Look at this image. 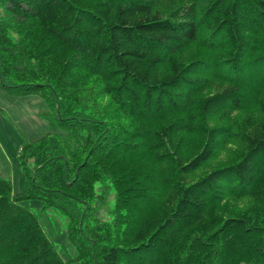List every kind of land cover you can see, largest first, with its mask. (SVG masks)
<instances>
[{
  "label": "trees",
  "instance_id": "obj_1",
  "mask_svg": "<svg viewBox=\"0 0 264 264\" xmlns=\"http://www.w3.org/2000/svg\"><path fill=\"white\" fill-rule=\"evenodd\" d=\"M0 87L60 128L0 176V264L67 263L31 198L83 264H264V0H0Z\"/></svg>",
  "mask_w": 264,
  "mask_h": 264
},
{
  "label": "rangeland",
  "instance_id": "obj_2",
  "mask_svg": "<svg viewBox=\"0 0 264 264\" xmlns=\"http://www.w3.org/2000/svg\"><path fill=\"white\" fill-rule=\"evenodd\" d=\"M49 111L46 99L40 94H12L0 87V176L13 182L15 192H25L27 184L19 159V150L24 143L34 141L47 132L60 131L56 119H49L45 112ZM227 149L211 160L195 176L206 172L217 161L227 156ZM103 190V185L98 186ZM108 194L106 202L99 209V214L112 219L111 210L114 207V195ZM37 213L48 237L58 247L66 264H83L76 259L77 250L72 244L67 232V218L57 208H43L44 202L39 198L25 201Z\"/></svg>",
  "mask_w": 264,
  "mask_h": 264
}]
</instances>
